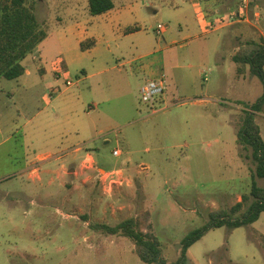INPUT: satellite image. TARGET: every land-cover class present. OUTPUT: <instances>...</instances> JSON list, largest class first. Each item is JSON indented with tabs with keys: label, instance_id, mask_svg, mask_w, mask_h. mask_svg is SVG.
<instances>
[{
	"label": "rangeland",
	"instance_id": "1",
	"mask_svg": "<svg viewBox=\"0 0 264 264\" xmlns=\"http://www.w3.org/2000/svg\"><path fill=\"white\" fill-rule=\"evenodd\" d=\"M33 1L38 21L50 22L41 48L44 62L60 67L58 86L31 55L23 62L28 72L0 79V264H147L128 238L101 227L144 210L164 258L175 260L180 240L213 210L238 202L252 181L250 151L236 141L237 117L262 84L248 71L237 75L229 59L250 36L226 38L234 22L229 14L241 0H188L179 7L115 0L119 14L94 18L81 15L84 0ZM248 1L244 29L264 27L262 14L256 19L249 11L264 12V0ZM199 11L212 30L200 24ZM76 17L88 20L83 40L94 41L88 50L71 29ZM63 58L65 69L58 66ZM156 67L165 90L147 105L138 88L155 79ZM255 120L264 141V105ZM77 147L94 158L77 167V176L49 181L20 172L47 152L60 153L66 170L73 168L69 154ZM262 235L264 212L240 227L213 228L188 248L186 264H264Z\"/></svg>",
	"mask_w": 264,
	"mask_h": 264
},
{
	"label": "trees",
	"instance_id": "2",
	"mask_svg": "<svg viewBox=\"0 0 264 264\" xmlns=\"http://www.w3.org/2000/svg\"><path fill=\"white\" fill-rule=\"evenodd\" d=\"M209 1V0H207ZM33 0H0V79H16L24 74L22 61L32 53L48 36L50 22H39L34 11ZM116 7L115 0H88L87 13L90 16L101 15ZM55 20H58L56 17ZM131 27L128 30H134ZM94 45L86 39L80 42L81 50ZM237 75L245 72L256 76L262 84V93L257 99L244 105L237 117L236 141L243 149L250 151L254 163L252 181L248 193L228 209L220 208L209 214V220L190 231L180 240V254L168 262L164 258L160 242L150 221V213L144 210L135 217L122 220L115 226L102 225L106 234L128 238L133 252L147 264H186L188 248L213 228L227 225L236 228L258 219L264 212V185L259 186L255 177L264 179V141L255 120V113L264 105V42L245 40L231 57ZM264 242V235L261 236Z\"/></svg>",
	"mask_w": 264,
	"mask_h": 264
},
{
	"label": "crops",
	"instance_id": "3",
	"mask_svg": "<svg viewBox=\"0 0 264 264\" xmlns=\"http://www.w3.org/2000/svg\"><path fill=\"white\" fill-rule=\"evenodd\" d=\"M87 1L88 0H84L83 1V3L85 4V7L82 8V11H80L81 12V15L84 16V17L86 15L90 16L87 13ZM187 1L188 0H168V3L170 5H172V6H174V7H179L181 4H185ZM193 1H195V5H199V2H200L199 0H193ZM67 4L68 5L64 4L63 9H66V8L69 7V5H71L69 3H67ZM146 5H149V3L146 2ZM73 6L74 7L75 6L76 7L77 6H80L79 5V2H77ZM35 7H36V5H34V11H35ZM249 11L250 12L253 11V13H254L253 16L256 19H259L261 17V14H262V17L263 18L260 21H263L264 22V12L255 11V8L254 9H250ZM113 12L117 15V13L118 14L120 13V10H119V8H116L115 7L112 10H110V11H108L106 13H103V14H101L99 16H108V15H111V13H113ZM96 16H98V15H96ZM198 16H199V21L201 20L200 21V24L203 23L202 21H205V19H204V14L202 13V11H199ZM90 17L91 18H94V16H90ZM77 18L78 17L75 18L76 20L73 23L71 29L73 31H75V34L77 36V42H78L79 47H80V42L81 41H84L83 38L86 36L84 34L86 32V23H87L88 20H86V22H85L83 20V18H81V19H77ZM81 20H83V21H81ZM245 22L246 23H249L248 17H246L245 19H242V20H236L233 23L229 24L231 26V29H229L228 35L226 36V38L228 37L229 39H231V38L238 39V38H240L242 36L249 35L250 37H248L247 40L248 39L261 40V38L264 39V27L259 26V25H256V24H258L256 22V24L253 25V28H250V30L248 31V30H245L244 29V26H245L244 23ZM47 38H48V36L37 46V48H36L37 52L36 53H34V54L33 53H30L27 56L31 55V58L32 59H39L41 61V63H42V65L39 67L40 72L41 73H44V75H47L48 73H51L52 76H53V85L58 86V84H57L58 79L56 78L58 76V73L56 72V68L49 67L47 65V63H45L44 60H43V58L45 57V55L43 54V52H42L43 50H42L41 47H42V43H45V41L47 40ZM240 44H242V43H240ZM240 44H238L235 47H233L232 48V51H230V53H229V59L231 61H232V59H231L232 55L238 49V47L240 46ZM86 50H88V49H86ZM27 56H26V58H27ZM24 60L22 61V63L24 62ZM223 60H224V56L223 55H220L219 58H218V63H221L222 64ZM128 62H129V64H131L132 60H130ZM61 67H62V69H65L66 68L65 58L62 59V65H61ZM155 70L153 72H151V74H152L151 76H153L154 78H157L158 76H161L162 75V72L158 71L159 70L158 67H156ZM136 71H138V70H136ZM139 71H140L139 74H144V75L147 74V76L150 73V71L148 69H139ZM26 72H28V70L25 67L24 74ZM85 78H87V74L85 75ZM143 79L144 78H140L141 81H143ZM53 85H51V86H53ZM80 150H81V148L80 147H77V148H75L71 152V154H69V160L74 164V167L73 168H70L68 170H66L65 165L62 162L63 159H62V156H61L60 153L59 154L56 153L55 155H53L52 153L47 152V153H42V154L39 153V154L36 155V157L34 159L27 161L26 166L23 167V168H21L20 172H23V171H25L27 169H30L31 170L30 171L31 174L36 175L37 176L36 178L38 180L42 179V176H45V177H49V181L51 180L50 179V176L51 175H54L55 178H58V177L61 176L62 173H69V174H71L73 176H77L78 175V170H77V167L78 166L83 165L84 161H86V160H89V161H93L94 160V158L92 157L91 154H89L88 152H85L84 154H81L80 153ZM119 154H120V151H119ZM37 160L41 163V165H39V168H38V166H34V163H37L36 162ZM104 171H106V170L104 169ZM118 171H120V169L117 170V172Z\"/></svg>",
	"mask_w": 264,
	"mask_h": 264
},
{
	"label": "built area",
	"instance_id": "4",
	"mask_svg": "<svg viewBox=\"0 0 264 264\" xmlns=\"http://www.w3.org/2000/svg\"><path fill=\"white\" fill-rule=\"evenodd\" d=\"M248 0H241L239 2V9L235 10V11H231L229 14V17L231 19V22L235 21V20H242L245 19L247 17V5H248ZM205 27L206 29H213L214 25L213 23H207L205 22ZM162 28V25H158L156 28V32L159 34L160 30ZM62 65V61L58 62V66ZM60 70V67H56V72L58 73ZM206 79V77H205ZM66 84L70 85L71 83L69 81L66 82ZM165 90V81L163 79V75L155 78V79H151V80H146L145 82L141 83V85L138 88V97L140 102L147 104V105H152L154 99L163 94ZM113 154L114 155H118L119 154V150H113Z\"/></svg>",
	"mask_w": 264,
	"mask_h": 264
}]
</instances>
